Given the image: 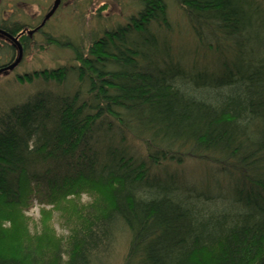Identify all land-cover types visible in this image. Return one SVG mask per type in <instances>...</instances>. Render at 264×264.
I'll list each match as a JSON object with an SVG mask.
<instances>
[{
	"label": "trees",
	"instance_id": "trees-1",
	"mask_svg": "<svg viewBox=\"0 0 264 264\" xmlns=\"http://www.w3.org/2000/svg\"><path fill=\"white\" fill-rule=\"evenodd\" d=\"M176 2L214 42L203 65L173 55L165 0H141L85 53L65 41L75 64L17 75L72 74L86 92L42 90L0 114V264H96L119 226L122 264H264V0ZM8 27L24 52L25 26ZM186 159L210 166L204 192L157 171ZM35 203L68 217L65 238L27 234Z\"/></svg>",
	"mask_w": 264,
	"mask_h": 264
},
{
	"label": "rangeland",
	"instance_id": "rangeland-1",
	"mask_svg": "<svg viewBox=\"0 0 264 264\" xmlns=\"http://www.w3.org/2000/svg\"><path fill=\"white\" fill-rule=\"evenodd\" d=\"M53 1L14 0V2H11V4H14L13 9L8 11L11 13L0 14V26L12 27L14 24L37 26L42 18L44 19ZM62 1L59 11L46 21V25L42 30L32 36L29 35L31 38H28L27 48L24 50L22 59L15 69L12 72L0 75V114L15 105L25 102L30 96L42 90L61 94H72L79 90L84 94L86 88L79 85L72 74L67 76L68 78L63 84L44 82L41 79L21 82L17 79V75L75 64L73 61L74 52L65 48L63 45L65 41H70L85 53L94 39L101 37L107 30L125 24L130 16L136 15L140 9L141 0ZM5 2L8 1L2 0L1 6L6 5ZM17 2L18 5H15ZM165 3L170 24L167 35L173 55L176 58L179 56L188 68L196 64L203 65L204 52H207L209 43H214L213 40L207 34L204 38V27L202 25H199L200 27L195 25L197 31L200 32L199 34L196 33L184 10L177 4L176 0H165ZM11 4L8 2V5ZM2 18L5 21H2ZM56 41L58 44H54ZM4 49V46L0 47V65L14 61L17 57V52H14L13 55L6 54ZM125 137L126 140L122 145L129 153L136 156H142L146 153V146L142 141L134 140L129 136ZM115 143H119L118 138L115 139ZM209 169L211 170L207 164L186 159L181 165L163 164L157 171L162 174L177 173L185 179L188 185H194L196 189L204 192L207 185L204 180L210 175ZM91 200L92 198L88 195H82L78 201L80 204L87 205L91 203ZM41 208L43 207L35 203L28 211H25L27 234L30 237L40 236L44 224L46 228L53 231L55 237L61 240L65 238L68 235V217L61 216L59 211L53 207H44L48 210L46 213H49V216L45 214V217L42 218ZM6 227L8 228L9 225H6ZM129 240L130 234L127 228L119 226L113 233V242L102 252L96 264H122Z\"/></svg>",
	"mask_w": 264,
	"mask_h": 264
},
{
	"label": "water",
	"instance_id": "water-1",
	"mask_svg": "<svg viewBox=\"0 0 264 264\" xmlns=\"http://www.w3.org/2000/svg\"><path fill=\"white\" fill-rule=\"evenodd\" d=\"M60 1L61 0L54 1L51 10L45 15L42 23L36 29L29 31L28 35H32L34 32L41 29L45 25L46 21L55 13L56 9L58 8L60 4ZM0 35L9 39L13 43V45L16 47V52H17V57H15L14 61L11 64L0 68V75H1V74H7L8 72H11L15 69V67L19 64V62L22 59L23 49H22V46L17 42L16 38L10 36L8 33H6L5 31L1 29H0Z\"/></svg>",
	"mask_w": 264,
	"mask_h": 264
},
{
	"label": "flooded vegetation",
	"instance_id": "flooded-vegetation-1",
	"mask_svg": "<svg viewBox=\"0 0 264 264\" xmlns=\"http://www.w3.org/2000/svg\"><path fill=\"white\" fill-rule=\"evenodd\" d=\"M8 2H10V4H11V2H14V0H7ZM55 1V0H54ZM54 1H53V3H54ZM1 2H2V0H0V14L1 15H3V14H8V13H11V12H8V11H10V9L12 10L13 9V6H14V4L12 3L11 5H8V2H5V4L6 5H4V6H1ZM20 2V1H19ZM62 0L60 1V4H59V6H58V8L56 9V11H55V13L54 14H56L58 11H59V9L61 8V5H62ZM53 3H52V5H53ZM15 5H18V2L15 4ZM52 5H51V7L49 8V10L47 11V13L51 10V8H52ZM12 6V7H11ZM2 21H5L4 20V18H2ZM42 21H43V18H42V20H41V22L37 25V26H32V27H30V26H28V25H25V29H24V31H29V30H33V29H36L41 23H42ZM45 25H46V23H45ZM44 25V26H45ZM27 28H30V29H27ZM42 30V28L41 29H39V30H37L35 33H33L32 35H34V34H37L38 32H40ZM20 35H23V34H20L19 33V35L18 36H20ZM25 35L30 39L31 38V36H29L28 34H27V32L25 33ZM13 37V36H12ZM15 38V37H14Z\"/></svg>",
	"mask_w": 264,
	"mask_h": 264
}]
</instances>
